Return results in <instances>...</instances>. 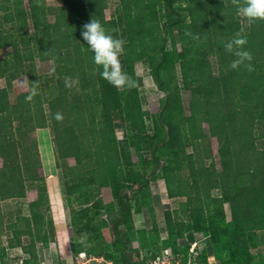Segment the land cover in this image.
<instances>
[{
  "label": "trees",
  "instance_id": "obj_1",
  "mask_svg": "<svg viewBox=\"0 0 264 264\" xmlns=\"http://www.w3.org/2000/svg\"><path fill=\"white\" fill-rule=\"evenodd\" d=\"M185 1L189 6L176 8V14L169 17L162 32L156 10L163 0H121L122 31L117 28L119 22L116 18L106 17V0H64L59 7L50 6L47 0H0V79L5 77L8 81L6 87L0 85V164H6L9 170L12 168L20 174L10 176L7 168L1 172L8 180H0V196L3 199L25 197L27 192L34 190L30 207L34 212L39 211L50 201L46 179L48 175L57 174L58 169H62L66 180L68 201L78 192L87 201L91 191L87 192L86 185H82L87 179L106 187L116 186L113 196L118 200L120 213L111 221L110 227L107 226L109 248L103 254L116 264H135L131 256L134 252L131 235L140 229L136 227L134 213L151 205V181L141 171V165L152 164L150 177L161 175L172 198L187 196L189 202L193 201L194 195L187 190L191 187L181 171L185 165L193 171L195 165L204 159V149L209 152V157H213L210 143L206 146L208 148L201 145L209 135L210 140L213 137L218 139L222 160L227 162L230 157L227 162L230 173L213 182L204 174L207 182L203 184V180H195L192 183L208 190L224 188L223 193L227 192V195L214 197L222 209L224 203L229 202L233 209L243 206L247 212L250 204L260 199L259 192L264 183V148L256 149L246 136L254 135L255 124L262 117L259 110L264 109V71L257 69L264 61V20H257L249 27L243 26L240 20L233 19L237 8L231 0ZM50 12L55 14L54 21L49 20ZM92 18L98 19L114 37L127 39L120 61L123 70L136 81V87L117 90L100 76L103 69L94 63V53L81 36L82 25ZM175 26L179 27V40L174 32ZM113 28L117 31L113 32ZM241 28L248 41L244 47L253 56V71L243 65L237 70H228L235 57L225 51L223 43ZM186 31L199 39L185 35ZM171 34L172 52H168ZM6 47L11 50L3 55L2 49ZM210 52L218 56L219 76L214 74L211 62L206 60ZM171 53L174 60L181 63L185 87L193 90L191 114L184 111L181 76L175 62L168 61ZM36 58L53 59L56 70L46 78V87L38 90V95L29 103L25 101V95L34 83L28 85L23 72L34 71ZM140 60L148 62L155 82L166 93L161 104L150 110H146L142 103V79L136 71V63ZM65 77L78 78V82L66 87ZM15 79L20 83L13 86ZM11 87L18 95L14 104L9 96ZM222 97L229 106L230 101L234 102L233 98L246 100L248 107L241 114L244 113L247 119L228 115L225 112L227 106L221 108ZM56 113H62V121L55 119ZM120 121L127 124L129 134L125 138H120L116 131V123ZM204 123L208 124L209 133ZM35 130L44 132L39 139H32L27 144L25 140ZM44 136L49 142L41 141ZM30 144L34 149L28 154ZM190 146L193 150L189 152ZM47 147L51 148V171L45 164ZM146 153L151 154L149 159L145 157ZM71 157L75 158V165L70 163ZM81 167L89 168L91 175L80 176ZM71 173L75 174L73 181L69 179ZM243 174L253 175L252 182H243V185L235 182ZM174 179L178 186L173 185ZM26 181L34 187L26 188ZM124 185L129 188V193H121ZM100 202L101 198L89 202L83 214L87 216L90 207L115 209V202L105 206ZM72 216L74 225L79 217ZM26 219L30 227L33 226L31 218L26 216ZM170 221L168 219L167 238H161L165 243L163 252L154 253L151 258L143 255L140 264L159 256L170 258L168 255L174 254L183 231L178 222V226L173 227ZM51 223L55 234L54 220L51 219ZM121 225L126 226L125 232L121 231ZM30 227L24 228L17 223L12 226L20 239L11 244L23 246L29 254L24 264L38 263L37 241L46 244L51 241L48 233L34 234ZM144 231L140 230V233ZM69 232L73 238L72 226ZM23 234L31 235L29 244L22 242ZM141 239L145 241V238ZM190 247V244L185 246V253L190 252ZM203 258L202 254L195 255L198 264H204ZM183 264H188L187 258Z\"/></svg>",
  "mask_w": 264,
  "mask_h": 264
},
{
  "label": "rangeland",
  "instance_id": "obj_2",
  "mask_svg": "<svg viewBox=\"0 0 264 264\" xmlns=\"http://www.w3.org/2000/svg\"><path fill=\"white\" fill-rule=\"evenodd\" d=\"M63 2L64 0H47V3L53 7H59L63 4ZM106 3V17L116 18V20L119 22L117 28L122 31V24L124 22L119 16L120 10L122 8L121 0H106ZM187 6H189V3H187L185 0H163V3L159 5L158 9L156 10L160 18L161 31H164L169 17L176 14V8H186ZM54 19L55 14L50 12L49 20L54 21ZM233 19H238L242 22L243 26L249 27V24H247V22L242 19L238 13H235V17H233ZM174 32L179 40L178 26L174 27ZM122 39L125 41L126 38L123 37ZM171 39L172 34L169 35L170 42L168 43L167 47L170 51L168 52H172ZM177 46L180 49L182 47L180 42H178ZM10 50L11 49L9 47L3 48L2 54L7 55ZM207 56L208 59L206 60L211 62V67L214 71V74L219 76L220 63L218 56L214 52H210ZM168 61L175 62L177 65L178 74L181 76L180 82L184 111L186 114H191L193 108V90L185 87L181 72V63L174 60L173 53L170 54ZM120 62L123 65L122 60ZM33 66V72L25 70L23 73L28 78V85L33 82L39 86L38 90H41L47 85L46 78L51 77L55 73L56 63L53 59L42 60L41 58H36ZM257 67L258 70L264 71V61L260 66L258 65ZM136 71L142 79L141 96L144 108L146 110H150L151 108L160 105L163 98L166 96V93L162 91L155 82L148 62L146 60L138 61L136 63ZM50 73L52 74L50 75ZM19 83L20 80L15 79L12 84L13 86H16L19 85ZM0 85L2 87H6L8 85L7 78L2 77L0 79ZM235 94L236 93L234 92L233 96ZM9 96L12 104L17 103L18 95L13 87L10 88ZM221 99V108L227 106L225 108V112L228 115L230 114L234 118L241 116L247 119V116L244 113L241 114V112L248 107L246 100L240 101L238 98H233L234 102L230 101L229 106V102L227 103L224 97ZM235 105L237 108L234 107ZM217 108H220V104L217 105ZM238 113L239 115H237ZM259 113L262 117L261 121L258 124H255L253 130L254 135L246 137L247 140H250L248 142L256 146V149L261 150L264 148V109L259 110ZM150 122L151 120H149V123ZM204 127L206 132L209 133L210 128L207 123H204ZM149 128H152V124H149ZM116 131L120 138H125L129 134L127 124L121 121L116 123ZM43 132L44 131L37 130L31 132L25 142L29 144L32 139H39ZM43 140L49 142L48 138L45 136L42 137L41 141L43 142ZM209 143L213 157H209V152L204 149L202 151L204 159L195 165L193 171L187 169L188 166L186 165L181 171V175L185 180H188V184L191 187L187 190L194 195L193 201L191 200L190 202L188 201L187 196H178L177 198H172L168 193L166 181L161 175L159 176L153 174V176L150 177L152 175L150 173L152 164L141 165V171L144 172V174L148 176L151 181L149 191L151 205L143 207L141 206L142 208L134 213L136 227L140 230H145L143 233H140V230H138L137 232H133L131 235V238H133L132 244H134V252L131 254V256L135 264H140L143 255L151 258L154 253L156 254L158 252H163L165 243L161 240V238H167L168 236V219L172 220L170 222L173 227L176 225L178 226L179 223L183 231V234L178 238L176 247L174 248V254L171 253L168 255L170 260H177V262L172 260L173 264H183L186 258L188 259V264H197L195 261L196 254H202L204 257V264H264V183L262 185V189L259 192L260 199L252 202L247 212L242 208L243 206L240 209H233L229 202H225L222 209L219 203L215 201L214 197L221 196L222 194L223 196L227 195V192H225V195L223 193L224 188L213 187L212 189L208 190L207 187H204L203 185L199 188L197 184L192 183L195 182V180H203V184L207 182L203 178L204 174L208 175V179L213 182L215 180L222 179L224 176H227V174L230 173V170L227 168V162L229 161L230 157L228 156L227 162L222 160L221 154L218 150V139L213 137L210 140L208 135V137L203 140L201 145L204 148H208L206 146H208ZM33 149L34 147L30 144L27 153L29 154L30 151L33 152ZM132 150L133 153H135V148ZM192 150L193 147L190 146L188 151L190 152ZM44 156L46 169L51 171L52 154L50 147L45 149ZM145 157L149 159L151 154L146 153ZM243 157L244 153L241 154V160ZM69 161L72 165L76 164L74 157H71ZM0 165L1 174V172L3 173V170L7 168V165L2 163ZM7 169L10 176L13 174L15 176L20 175L17 170H12V168L10 170L9 168ZM79 171L80 176L83 174H87L88 176L91 175V171L87 167H81ZM245 171L248 170L246 169ZM55 175L57 180H59V185L64 199L62 204L65 208L63 207L62 210L66 212L65 217L69 222V226H72L71 234H73V238H70V236H68V238H70V242L72 243L73 255L70 254L69 257H66L63 260L58 257L61 255L56 254V252L51 250L48 255V258H51L49 261L50 263L46 260V262L41 261L39 255V260L36 264H111L113 260L105 258L103 254L109 248L107 246V240L108 237L110 238V234L109 228H107V226L110 227L109 225L111 221L120 213V205L117 204L118 200L113 196V190L117 187L102 186L99 182H91L90 179H87L82 183V185H86L87 192L91 191V195L87 196V201H85V199L80 196L79 192L70 196V201H68V196L66 195V190L68 191V189L64 185L66 180L62 169H58V172ZM5 176L4 174H1L0 180L2 181V179H7ZM73 176H75L74 173L69 175V179H71V181L74 180ZM238 178L239 179L237 180L235 179V182H237L239 185H243V182L247 184L252 182L251 179L254 177L250 174H243ZM46 182L49 190V184L50 182L53 183V180H49L48 182L46 179ZM172 182L173 185L178 186L175 179ZM25 186L28 189L34 187L30 181H26ZM50 191L54 199L55 193L57 194V197L60 196L57 186L50 187ZM129 192V188L125 185L121 188V193L126 194ZM33 197L34 190L27 192L25 197L19 196L3 199L0 196V264H24V259L29 256V254L24 251L23 246L21 247L17 244H14L18 242L20 238L19 236H16L14 229L12 228V226L17 223L19 226L29 229L30 224L26 219V216L31 218L30 221L33 223V226L31 224L30 229L32 228V232L34 234L37 232H41L42 234L48 233L49 237L51 238L49 244L37 241V249L39 250V248H43L44 246H51V249L53 248L56 250L55 242L58 238L57 225L53 215L55 209L59 206V203L57 200L51 202V197L49 195V203L43 206L41 210L34 212L30 207V202ZM99 198H101V206L109 205L115 202V209L110 211L107 208L90 207L88 208L89 211H86L87 216H85L83 214V209L88 206L87 204L89 202L94 203ZM56 211H58V209H56ZM74 214L75 217L78 216L79 218L77 219V223L73 225L72 215ZM51 219L54 220L56 226V235L52 232L54 229V224L52 226ZM59 223L60 226L58 230L63 231L61 219ZM126 230V226L121 225V231L125 232ZM141 238H145V241ZM21 239L24 244H29L32 240V237L31 235L23 234ZM195 241H197V252H192L191 248ZM11 242H14V245L11 244ZM58 242L59 248L64 249L65 247L60 246V243L63 244V242L61 240ZM144 244H147V246ZM188 244L191 246L190 252L185 253V246ZM41 251L44 257L47 256L45 250L42 249ZM64 251L66 252V250ZM84 251H86V253H84ZM82 253L83 255L81 256ZM96 257H99L100 259L97 260ZM113 263L116 264L115 262Z\"/></svg>",
  "mask_w": 264,
  "mask_h": 264
},
{
  "label": "clouds",
  "instance_id": "obj_3",
  "mask_svg": "<svg viewBox=\"0 0 264 264\" xmlns=\"http://www.w3.org/2000/svg\"><path fill=\"white\" fill-rule=\"evenodd\" d=\"M231 2L236 6L237 13L247 24L250 25L257 20H264V0H231ZM112 31L115 32L117 30L113 29ZM243 33L244 29L241 28L230 40L223 43L225 51L235 57V59L230 61L228 70H237L241 65L248 71L254 70L251 63L253 56L244 47L248 41ZM185 35L192 37V39H199L197 35H193L190 31H186ZM81 36L94 53V63L102 67L103 70L100 72V76L104 80L117 90H130L136 87V81L123 70L120 62V56L125 51V41L123 39L114 37L98 19L94 18L82 25ZM64 79L66 87H71L72 84L78 82V78L74 80L71 77H65ZM36 95H38V85L32 84L25 95V101L32 102ZM55 119L62 121V113H56Z\"/></svg>",
  "mask_w": 264,
  "mask_h": 264
},
{
  "label": "crops",
  "instance_id": "obj_4",
  "mask_svg": "<svg viewBox=\"0 0 264 264\" xmlns=\"http://www.w3.org/2000/svg\"><path fill=\"white\" fill-rule=\"evenodd\" d=\"M29 26H30L31 29H33V23H32L31 20H29ZM47 180H48V182H49V180H51V181L53 180L54 186H57L58 187V189H59L58 192L60 194L59 197H57V194H56L55 195V199H54V197L51 195V191H50V187L51 186L49 184V195L51 197L50 198L51 199V202L57 200L58 203H59L58 204L59 206L56 208V209H58V211H56V209H55L54 215H53V217H54V219L56 221V225H57V237L58 238L56 239V242H55V244H56V250L53 249V248L51 249L50 248L51 246H48V247L47 246L46 247L44 246L43 248H39L40 260L43 261V262L45 260L47 262L50 261L51 258H48V255H49V253H50L51 250L53 252H56V254L61 255V256H58V257H60L63 260L66 257H69L70 254L73 255L72 243L70 242V238H68V236H70V232H69L70 226H69V222L67 221V218L65 217V213L66 212H64L62 210V208L64 207V205L62 204V201H64V199H63L62 191H61V188H60V185H59V180H57V177H56L55 174L48 175ZM60 219L62 220V223L61 224H63V231H59L58 230V228L60 226V223H59ZM67 229H68V231H67ZM59 240H61L63 242V244L60 243V246L65 247L64 249L59 248V242H58ZM42 249L45 250V252L47 253V256H45V257L43 256V253L41 251ZM64 250H66V252ZM84 253H86V251H84ZM55 257H57V256H55Z\"/></svg>",
  "mask_w": 264,
  "mask_h": 264
},
{
  "label": "built area",
  "instance_id": "obj_5",
  "mask_svg": "<svg viewBox=\"0 0 264 264\" xmlns=\"http://www.w3.org/2000/svg\"><path fill=\"white\" fill-rule=\"evenodd\" d=\"M196 247H197V241H195L193 243V246L191 248L192 249V252L195 251ZM166 253H169V251L167 250ZM82 255H83V253L81 254V256ZM96 259L99 260L100 258L99 257L98 258L96 257ZM90 261L93 262L92 260H90ZM113 262L111 264H114ZM150 262H152V263H150ZM150 262H146L144 264H173V262H172V260H170V258H167V257L165 258L164 256L163 257L162 256L161 257L159 256L158 258H156V259H154V260H152Z\"/></svg>",
  "mask_w": 264,
  "mask_h": 264
},
{
  "label": "bare ground",
  "instance_id": "obj_6",
  "mask_svg": "<svg viewBox=\"0 0 264 264\" xmlns=\"http://www.w3.org/2000/svg\"><path fill=\"white\" fill-rule=\"evenodd\" d=\"M50 186L52 187V186H54V184L52 183V182H50ZM54 193V192H53ZM56 195V193L54 194V196Z\"/></svg>",
  "mask_w": 264,
  "mask_h": 264
}]
</instances>
